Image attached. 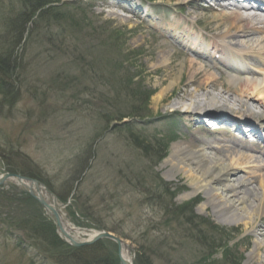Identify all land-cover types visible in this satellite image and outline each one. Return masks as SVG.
I'll return each mask as SVG.
<instances>
[{"label": "rangeland", "instance_id": "374dc122", "mask_svg": "<svg viewBox=\"0 0 264 264\" xmlns=\"http://www.w3.org/2000/svg\"><path fill=\"white\" fill-rule=\"evenodd\" d=\"M28 1L34 0H0V60L15 58V65L8 64V88L2 86L8 70L0 67V176L11 163L38 177L54 195L65 196L71 188L66 202L58 199L65 206L60 210L65 224L81 239L99 231L122 239L130 246L132 264L141 255L148 264H264V250L260 261L249 257L254 243L264 239V217L255 219L254 229L227 224L211 205L200 209L206 203L202 193L185 197L184 175L167 180L162 166L173 145L197 138L200 148L252 156L248 167L254 170L239 165L237 178L264 176L255 170L264 157L239 145L244 141L264 151V131L249 141L251 128L231 123L241 118L234 108L219 119L207 111L211 106H192L197 113L183 108L193 101L181 88L187 60L197 59L191 42L205 53L197 62L210 64L209 73L232 92L235 61L250 69L258 68L254 57L264 62L262 44L239 39L230 47L217 37L222 30L207 29L215 15L230 12L229 5L240 0H219L218 5L205 0L207 11L193 14L175 0H60L47 6L48 14L46 7L27 18ZM200 14L206 16L203 21ZM20 26L25 30L18 41ZM255 37L263 43L262 35ZM207 42L230 48L233 58L205 52ZM261 110H252L255 125ZM134 112L138 117L115 121ZM218 139L227 142L214 143ZM224 152L217 154L230 162ZM11 191L0 187V264H71L69 257L51 259L32 231L21 230L36 212ZM192 203V215L189 207L180 209ZM105 243L118 261L116 244Z\"/></svg>", "mask_w": 264, "mask_h": 264}, {"label": "bare ground", "instance_id": "6f19581e", "mask_svg": "<svg viewBox=\"0 0 264 264\" xmlns=\"http://www.w3.org/2000/svg\"><path fill=\"white\" fill-rule=\"evenodd\" d=\"M204 1L198 0L197 3L196 0H175V3L185 5L193 14L195 11H207V8L203 5ZM214 1L218 5L219 0ZM229 7H231L230 12H221L213 17L215 22L211 27H207L209 32L222 30L223 33H219L217 37L221 42L228 41V45H231L230 47L235 46L239 39H246L247 43H254V46L261 44L264 46V0H240V3L229 5ZM203 18H206L205 14H200L198 20L203 21ZM257 34L262 35L263 43L256 39L255 36ZM189 35L190 31L183 37L188 38ZM190 44V52L197 59H202L205 54L204 51L198 48L196 42H191ZM169 46L171 45L169 44ZM204 48L205 52H211L212 56L220 55L221 57L233 58L232 50L218 43L207 42ZM261 50L264 52V47ZM258 57L259 55L254 57L256 58V65H258L256 69H250L240 64L237 65L238 62H234L235 67H232L234 78L231 79L234 92L225 86L220 77H215L209 73L212 69L210 64H201L194 58L187 60L184 68V82L181 84V88L184 89L183 95L193 101L189 105L183 106L185 112L197 113L191 110L194 105L195 110L211 106V109L207 111L211 112L213 117L219 119L228 115V109L234 108L237 111V116L243 119L241 120L240 118L239 122L234 119L231 121L232 125H236L237 129L242 125H247L251 128L252 138L260 139V133L264 131V62ZM223 64H226V62H223ZM227 64L230 63L228 62ZM238 76H243V78L239 79L237 78ZM200 78H204V81L199 82ZM174 81L171 82V85L174 84ZM190 87H194V90L188 91ZM207 88H210L211 91H208ZM217 88H220L221 91H218ZM212 91L215 93L213 94ZM162 98L160 97L159 100ZM158 101L156 104L159 103ZM254 108L262 109L256 114L258 125L250 121ZM207 124L211 125L212 123L208 122ZM197 141V138H192L187 143H178L172 146L171 153L162 164L163 167L167 168L164 177L167 180H172L178 174L184 175L189 188L185 197H192L202 193L206 200V203L200 206L201 210L206 205H211L216 217L223 222L227 224L243 223L245 226L251 225V228L254 229L255 219L264 217V176L261 178L259 176L252 178L249 175L236 177L240 170L238 168L239 165L247 166V170H254V168H251L252 165L248 167L252 156L234 151V149H225L224 147L212 148L211 146H204L200 148L197 146ZM218 141L220 140H215L214 143H218ZM220 142L226 143L227 141L221 140ZM239 143L240 147H243L246 151H253L264 157V151L260 149L261 146H249L244 141ZM234 145V147L238 148L236 143ZM208 150L214 151L215 155L208 154ZM222 151L230 154L232 157L230 162L222 160L220 154H217ZM256 163L255 170L257 169V174L263 172L264 162ZM234 178H237L235 179L237 184L232 182ZM12 183L15 182L12 180ZM46 197L51 202L49 196L46 195ZM63 227L67 233H71L79 242L86 240V238L81 239L78 236L79 234L76 231H72L65 222ZM262 250H264V239L261 242L254 243L249 257L260 261ZM129 252L127 247L121 246L119 253L122 260L126 263L132 262Z\"/></svg>", "mask_w": 264, "mask_h": 264}, {"label": "trees", "instance_id": "16d2710c", "mask_svg": "<svg viewBox=\"0 0 264 264\" xmlns=\"http://www.w3.org/2000/svg\"><path fill=\"white\" fill-rule=\"evenodd\" d=\"M28 3L31 8V11H30V15H27L28 16L27 18H30L31 16H34L37 11H41V9H42L41 12H44L45 8L47 6H50L51 4H56V5L59 4L60 0H51L49 2L42 1V0H34V1H28ZM51 10H52L51 8L47 7L46 12H44V14H48L49 12H51ZM23 18L24 16H22V19ZM20 28H21V31H19L18 41H20L22 33L25 30L24 27L22 26H20ZM4 58L3 60H6ZM6 61L7 62L1 61L0 67L3 69V71L5 69L8 70L7 72L4 73L6 76V80L3 82V85H2V86H7L6 88H8L9 87L8 85L10 83H7V81L11 80V76H12V71L11 72L9 71L10 65L8 64L10 62L11 65H15V58L13 55L10 54L8 55V58ZM133 117H138V115L135 112L132 113V115L131 114L119 115L118 117H116L115 121L121 122L122 120L126 118H133ZM126 132L129 133V129H127ZM7 169H8L7 172L9 173L17 174V175H21V176H24L30 179L41 181L38 177L32 175L31 173L19 170L17 167L12 165L11 163H7ZM11 189H12L11 193L14 199L20 202L22 201L24 204L25 203L31 204L34 208V211L36 212V215L31 220L22 222L23 228H21V230H25L26 232L32 231L33 234L36 235V238H38V240L40 241V245L44 253H47L51 259L56 260L57 257L64 256V257H69L68 259H70L71 264H120L119 260L117 261L109 253V250L105 247L106 245L105 240H101L92 245H88V246H84L80 248H73L63 243L61 239L58 237L53 220L49 217H46V216L44 217V212L39 207L37 202L34 201L31 197H29L28 194L24 192H20L17 189H13V188ZM70 192H71V188L67 190L66 192L67 194L65 193L66 194L65 196H62L58 193H55V195L57 199H59L60 201L66 202V198L69 196ZM173 198L171 197V200ZM195 205L196 204H193V203L191 205L185 204L180 209L183 210L189 207L188 208L189 214L192 215V210L195 207ZM84 216L85 218H88L87 215H84ZM95 222L98 224V228H100L99 225L102 226V224L99 221H95ZM102 227H104V229L108 231V229L105 226H102ZM141 256H139L138 258V264H148V262H146V259L143 257V255Z\"/></svg>", "mask_w": 264, "mask_h": 264}, {"label": "water", "instance_id": "95a60500", "mask_svg": "<svg viewBox=\"0 0 264 264\" xmlns=\"http://www.w3.org/2000/svg\"><path fill=\"white\" fill-rule=\"evenodd\" d=\"M12 180L15 183H12ZM1 186H14L20 191L25 192L29 195L34 201L38 203L40 208L48 214L54 220V225L58 237L61 241L73 248H80L88 245H92L100 240H110L114 242L117 246L118 250V259L120 264H132V262L126 263L122 260L120 256V248L121 246H125L130 249L127 243H125L122 239L116 237L115 235L106 232V231H99L95 235H92L90 238H87L84 241H77L71 233H67L63 227V216L60 212L61 209H64L65 206L59 204L58 199L54 194L51 193L46 187H44L41 183L36 180L23 177L20 175H14L10 173H6L0 176V187ZM46 195L49 196L51 202L48 201ZM73 231V230H72Z\"/></svg>", "mask_w": 264, "mask_h": 264}]
</instances>
